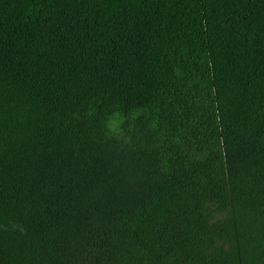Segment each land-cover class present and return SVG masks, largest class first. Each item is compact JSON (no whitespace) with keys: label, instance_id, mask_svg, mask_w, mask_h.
<instances>
[{"label":"trees","instance_id":"1","mask_svg":"<svg viewBox=\"0 0 264 264\" xmlns=\"http://www.w3.org/2000/svg\"><path fill=\"white\" fill-rule=\"evenodd\" d=\"M0 264H264V0H0Z\"/></svg>","mask_w":264,"mask_h":264}]
</instances>
